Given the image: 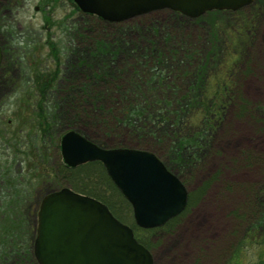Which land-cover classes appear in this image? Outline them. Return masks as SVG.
Returning a JSON list of instances; mask_svg holds the SVG:
<instances>
[{"label":"rangeland","instance_id":"1","mask_svg":"<svg viewBox=\"0 0 264 264\" xmlns=\"http://www.w3.org/2000/svg\"><path fill=\"white\" fill-rule=\"evenodd\" d=\"M45 2L0 0V45L7 48L0 67L1 160L11 161L17 153L18 156L24 153L29 130L26 124L37 113L34 106L39 96L24 82L31 84L36 72L54 70L55 89L45 95V102L46 99L54 102L62 120H72L81 107L92 115L103 113L98 120L106 116L108 121L90 126L82 121L77 125L78 132L105 146L119 144L153 149L169 170L185 181L192 194L190 205L181 214L149 235L148 249L154 264L263 263L264 229L259 236H254L248 228L264 213V204L259 205V197L264 198V0H255L248 7L236 10L237 13H222L218 17H210L206 12L189 18L169 9H158L135 15L116 28L94 23L84 15L87 13L74 11L67 0H55L49 5ZM217 10L210 13L218 15V11H223ZM59 21H62L61 29ZM72 25L79 30L86 28L85 47L81 43L83 39L74 37L77 29L65 34L66 27L72 29ZM90 29L106 35L103 40L110 45L111 57L117 48L131 51L135 47L141 55H148L142 59L131 52L123 58L116 55L121 72L107 79L116 83L113 92L119 101L128 95L126 100L130 102H137L140 95L147 96L156 113L159 100L173 105V100L183 95L189 85L200 86L199 98L207 101L215 88L228 83L220 119L205 132L201 108L188 98L190 110L184 109L175 124L172 118L167 124L170 127H155L158 135L167 133L157 138L147 133L132 134L127 127L110 119L108 113L104 115V107L97 109L90 102L82 103L80 87L88 82L87 90L94 91L97 86L92 83L93 74L100 67V60L90 57L95 50L94 41L100 36H96V31L88 32ZM52 43L60 48L67 46L69 52L60 53L54 60L50 54ZM242 45L246 48L241 56L234 54ZM155 52L163 54L159 56L158 67L164 75L158 73L148 82L145 78L154 72L149 66L155 62L154 55L149 53ZM139 62V66L135 65ZM148 70L152 72L147 74ZM103 100L105 108L115 104L107 97ZM120 105L123 104L116 107L119 109ZM103 125L116 127V132L106 134ZM65 130L58 129L56 137ZM173 132L180 138H199L200 148L183 152L185 145L181 147L172 142ZM46 148L51 164L56 163L61 157L60 149ZM179 152L190 162L183 171L170 163V158L175 159ZM15 169L18 171L17 165ZM31 173L34 176L27 182L25 178ZM40 174L39 169L30 166L28 171L24 166L18 178L27 187L17 204L30 234L36 227L38 202L46 192L54 190L46 189L52 182L46 185V178Z\"/></svg>","mask_w":264,"mask_h":264},{"label":"trees","instance_id":"2","mask_svg":"<svg viewBox=\"0 0 264 264\" xmlns=\"http://www.w3.org/2000/svg\"><path fill=\"white\" fill-rule=\"evenodd\" d=\"M55 0H46L45 4L49 5L53 3ZM70 2L71 5H73L74 11L78 10L76 6L71 2V0H67ZM172 12L178 13L177 11L170 10ZM218 11V10H217ZM215 11V12H217ZM212 12V11H211ZM239 11L233 12L229 10L224 11H218V15L216 13H209L210 17L212 15H215L214 17H218L220 15L224 14H232L237 13ZM89 16V20H93V22L99 24H105L110 27H115L118 24H121V22H108L100 17H97L92 14H84ZM47 17V16H46ZM45 17V18H46ZM218 19V18H217ZM244 19V17H243ZM48 18H46V21ZM63 20V19H62ZM60 29L62 25V21L60 22ZM58 23V25H59ZM66 27V26H65ZM71 28L66 27L65 34L67 32L74 31V29H77L72 25ZM96 31L95 29H90V31ZM84 32H87L86 28L83 27L82 30L77 29L76 36H74L76 39H83L81 43H84V40H87V36H85ZM97 32V31H96ZM74 33V32H73ZM101 32H97L96 36H100L99 38L95 39L94 43V49L91 52L90 57L91 58H97L100 60V67L98 68V71H96L94 75V80L92 83L97 86L95 90H87L86 88L88 86V82L84 83L82 87H80V91L82 93V103L90 102L94 108H103L105 109V114L108 113V116L110 119L115 120L118 125L122 124L125 127H127L132 134H144L147 133L151 136H156L157 138H162L166 136L167 133H164L162 135H158V132H155V127H162L165 128V126L170 127L169 122L173 121L172 118H174V122L172 124L177 123L179 120V115L182 114V112L185 110H190V100L188 98H192L191 103H194V105L198 104L202 111V117L201 119L205 122V132H207L209 129L213 127L214 124H216L220 116L222 115V111L224 110V97H226L228 91H227V85L215 88L213 93L211 94V97L209 100L204 101L206 99L199 98L201 95V87H194V86H188L186 90L183 93V95L180 94V96H177L173 105L170 102L161 101L159 100V104H157L160 108L154 112L152 109L154 106L152 100H150L147 96H141L140 99L137 100V102H130L126 100L128 96L122 97V99L119 101L116 97H118L115 92H113L114 88L113 86L116 83H113L107 79L109 75H113L117 72H121V67H119L115 61L116 55L120 54L122 55V58L124 54H127V52H131L134 56H141L140 59L145 58L147 53L144 55H141L138 52L137 47L131 49V51L127 50L128 48H122L117 50H114V54L112 55L110 45L109 43L104 42L103 39H105L106 35H100ZM14 34V33H13ZM64 34V35H65ZM212 35V33H209ZM13 36V35H12ZM85 44V43H84ZM83 44V45H84ZM71 47V45H70ZM85 47V45L83 46ZM87 47V46H86ZM4 48V47H3ZM6 48V47H5ZM3 49V58L4 54L7 52V48ZM121 48V47H120ZM246 47L244 45L240 46L234 54L241 56L243 50H245ZM69 52V48L67 46H63L60 48V46L53 45V43L50 45V54L53 57L54 60L59 57L60 53H66ZM145 52V51H144ZM220 50L218 51V53ZM156 53V52H155ZM151 55H154V63H152L151 70H154L152 75L148 76V78H145V80L151 81L155 76L164 73H159V67L158 63L160 62L159 56L163 55L162 53H149ZM156 55V56H155ZM118 56V55H117ZM211 57V56H207ZM116 62V63H114ZM141 63H136L135 65L139 66ZM160 64V63H159ZM111 67H114L113 69H109ZM203 68V67H202ZM151 70H148V73H150ZM115 71V72H114ZM152 72V71H151ZM159 73V74H158ZM146 77V76H145ZM55 72L52 71H46V73H38L34 74L31 79L32 83L29 84L28 81L24 82L25 85L32 86L34 88L35 93L39 96V99H37V103L35 104L34 108L36 109L37 113H34L33 116L28 118V121L30 123L26 124L29 125L27 132V145H25L26 150L24 153L18 156V153L16 154V157H12L11 161H2L1 160V154H0V264H37L34 256H33V238H34V232L30 234L28 233L26 228V219L24 214L21 213L20 215V208L17 203L22 201V194L27 191V187L25 186V183L20 182L18 179L19 176L21 177L22 172L25 168L29 171L30 166L33 168L39 169L41 172L40 177L46 178V189H56L60 186H68L73 191H77L83 194L90 195L97 200L102 201L105 203L109 210L116 216L118 219L122 220L126 223H132L131 227L134 231V235L138 241H140L143 245H145L148 248H150L149 244V235H152L153 233L157 232L159 228H153V229H140L139 227L135 226L134 221L132 219L131 215V209L128 202L124 199L122 194L119 192L117 187L113 184L111 179H109V176L107 175L105 169H103V165L99 161H89L84 164L78 165L76 167H69L66 164H64L61 161V157L59 156V159L56 163L51 164L50 162V154L48 153L49 148H59V140L60 137L57 136V130L60 129L61 131L65 129H69L72 127H75V130L77 129V125L85 121L87 125H96L97 122L104 123L105 121H108V117L102 116L101 121L98 120V117L101 114H90L87 113L85 107H81L80 112H78L72 120H62V115H59L57 113L56 105L53 101H48L46 99L45 102V95L48 96V92L55 89L54 84L56 83L55 80ZM97 78V79H96ZM113 77H111L112 79ZM106 83L107 85H104ZM198 83H192V85H197ZM105 86H108V88L104 89ZM201 89V90H200ZM112 92V93H111ZM107 97L112 101H115V104L110 106L109 108H105L103 104V99ZM53 100V99H51ZM202 101L203 104H202ZM119 104L121 107L118 109ZM264 109V108H263ZM116 110V112H115ZM151 112H154L150 115ZM105 120V121H104ZM27 122V121H26ZM81 124V123H80ZM64 126L63 129L60 127ZM105 133H115L114 126H104ZM73 129V128H72ZM66 131V130H65ZM203 132V133H205ZM173 134V135H172ZM170 134V138L172 139V142L175 141V145L181 146L185 145L184 151L187 149L190 151H194L195 149L200 148V139L199 138H180L177 133L173 132ZM59 135V134H58ZM155 139L157 140V138ZM89 138V137H87ZM90 139V138H89ZM93 142L103 145L102 142L99 140L91 139ZM112 146H121L119 144L112 145ZM112 146H106V147H112ZM135 148H140V146H136ZM147 149V148H144ZM181 149V148H180ZM147 150L152 151L153 149L149 148ZM163 150V148H162ZM182 152V154H183ZM155 153V152H154ZM48 154V155H47ZM156 154V153H155ZM172 156V152L171 155ZM58 157V154H57ZM170 158V157H169ZM24 160V166L23 163L20 162ZM161 159V158H160ZM162 160V159H161ZM250 160V158H249ZM20 162V164H17V162ZM248 161V159H247ZM246 161V162H247ZM170 163L172 165H175L176 168L180 170H184L186 167H189L190 162H186L185 159H183V155H181V152L176 154V158H170ZM165 164V163H164ZM18 167V171L15 169V167ZM21 165V166H20ZM166 166V164H165ZM168 169L169 167L166 166ZM23 168V170H21ZM14 170L17 174H14L12 171ZM34 175L31 173L30 175L25 178V180H28L33 177ZM184 181V180H183ZM185 183V181H184ZM22 197V198H21ZM192 194H190V200H191ZM260 198V204H264V198ZM172 221V220H171ZM169 221V222H171ZM36 222V219H35ZM167 222L166 225L169 224ZM264 223V213L261 215V217L254 221V226L251 228H248V230L251 231V233L257 236H259V232L263 228ZM138 231V232H137ZM260 264V263H258ZM261 264H264L261 263Z\"/></svg>","mask_w":264,"mask_h":264},{"label":"water","instance_id":"3","mask_svg":"<svg viewBox=\"0 0 264 264\" xmlns=\"http://www.w3.org/2000/svg\"><path fill=\"white\" fill-rule=\"evenodd\" d=\"M82 11L122 21L159 8L189 17L212 9H238L252 0H73ZM1 50V49H0ZM0 51V61H1ZM62 161L76 166L98 160L132 208L140 227L162 225L185 206L187 189L152 152L101 148L70 130L60 139ZM34 254L38 264H153L132 229L107 206L62 187L43 196L37 211Z\"/></svg>","mask_w":264,"mask_h":264},{"label":"flooded vegetation","instance_id":"4","mask_svg":"<svg viewBox=\"0 0 264 264\" xmlns=\"http://www.w3.org/2000/svg\"><path fill=\"white\" fill-rule=\"evenodd\" d=\"M237 250V249H236ZM238 251V250H237Z\"/></svg>","mask_w":264,"mask_h":264}]
</instances>
